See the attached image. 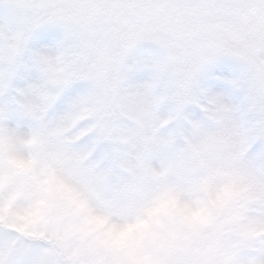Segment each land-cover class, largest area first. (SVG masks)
Instances as JSON below:
<instances>
[{
    "label": "snow or ice",
    "instance_id": "6c2138e0",
    "mask_svg": "<svg viewBox=\"0 0 264 264\" xmlns=\"http://www.w3.org/2000/svg\"><path fill=\"white\" fill-rule=\"evenodd\" d=\"M0 264H264V0H0Z\"/></svg>",
    "mask_w": 264,
    "mask_h": 264
}]
</instances>
